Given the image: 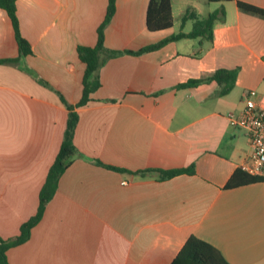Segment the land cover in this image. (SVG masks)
Here are the masks:
<instances>
[{"label":"crops","instance_id":"0c3cea01","mask_svg":"<svg viewBox=\"0 0 264 264\" xmlns=\"http://www.w3.org/2000/svg\"><path fill=\"white\" fill-rule=\"evenodd\" d=\"M148 0H115L103 30L121 51L99 69V87L74 108L75 154L59 176L42 217L11 264H170L190 235L211 243L231 264H264V179L226 188L249 158L240 113L245 90L264 97V17L234 0H171L173 25L149 31ZM264 8V0H241ZM108 0H16L20 55L0 8V238H15L38 207L39 192L63 140L68 105L83 92L77 46H94ZM223 9L211 39L185 37L196 18ZM219 68H237L233 88L215 81L179 86ZM64 99V101L61 99ZM124 168L119 171L97 164ZM161 179L146 169L189 168ZM263 176L264 175H260ZM125 182V183H124Z\"/></svg>","mask_w":264,"mask_h":264},{"label":"trees","instance_id":"16d2710c","mask_svg":"<svg viewBox=\"0 0 264 264\" xmlns=\"http://www.w3.org/2000/svg\"><path fill=\"white\" fill-rule=\"evenodd\" d=\"M210 1H221V0H210ZM237 7L243 11H247L253 14L264 17V8L259 6L241 1L234 0ZM115 0H108L106 16L103 22L97 29V40L94 46H83L78 45L76 50L79 59L85 64L82 83L83 92L81 99L75 105H68L69 114L67 118L66 128L61 142L58 153L50 166L45 182L42 185L39 192V203L36 213L30 217L27 221L22 223L20 226L19 234L13 239H2L0 238V264H11L7 260L6 251L9 247L18 245L26 241L30 235L31 228L40 220L43 214V210L47 201L54 195L59 176L63 171L70 165L75 154V148L73 145V132L77 122V114L74 110L75 107L84 105L88 100L90 94L95 91L99 85V69L106 59L116 56L121 51L106 49L103 44V30L105 25L111 18L115 9ZM0 8L5 10L8 17L10 18L11 25L15 34V39L18 45L19 54L26 55L31 53L30 43L22 36L19 29V21L16 14V0H0ZM225 12L223 9L213 11L205 17L196 18L195 14L190 11H186L181 21L184 22L188 19H196L194 21L192 29L185 32H178L173 34L159 43L151 46L143 47L135 52L125 51L128 53H141L144 51L152 50L161 47L163 44L169 41L179 40L185 37H202L205 39H211L212 32L211 28L214 22L224 17ZM145 25L149 31H158L162 29H168L173 25V15L171 8V0H148L145 14ZM16 58H0V64L14 63ZM237 75V68L227 69L219 68L216 69L212 74L205 78L189 80L179 86L187 85H198L203 82L215 81L219 85L218 94L224 95L229 93L233 88L235 77ZM64 101V99L61 97ZM97 164L103 165L100 161H96ZM107 168H111L119 171H128L124 168H118L114 166L103 165ZM192 166L189 168H176V169H146L139 170L137 173L153 172L157 173L159 178H169L183 172H192ZM263 176L250 175L243 171L241 168L236 169L225 187H234L241 184L250 182H256L263 180ZM170 264H231L228 262L221 251L211 243L197 237L196 235H190L181 249L178 251L176 256L172 259Z\"/></svg>","mask_w":264,"mask_h":264},{"label":"built area","instance_id":"2783aa9c","mask_svg":"<svg viewBox=\"0 0 264 264\" xmlns=\"http://www.w3.org/2000/svg\"><path fill=\"white\" fill-rule=\"evenodd\" d=\"M264 97L255 89L245 90L242 96L243 108L240 113H227L231 126L245 130L251 148L249 158L241 169L250 175H264ZM125 183V182H124Z\"/></svg>","mask_w":264,"mask_h":264},{"label":"rangeland","instance_id":"374dc122","mask_svg":"<svg viewBox=\"0 0 264 264\" xmlns=\"http://www.w3.org/2000/svg\"><path fill=\"white\" fill-rule=\"evenodd\" d=\"M263 99V101H264V98H262Z\"/></svg>","mask_w":264,"mask_h":264}]
</instances>
